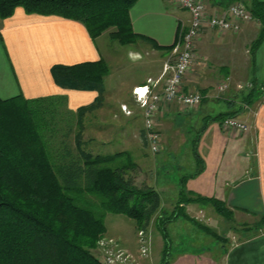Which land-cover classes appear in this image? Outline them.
<instances>
[{
	"label": "crops",
	"instance_id": "1",
	"mask_svg": "<svg viewBox=\"0 0 264 264\" xmlns=\"http://www.w3.org/2000/svg\"><path fill=\"white\" fill-rule=\"evenodd\" d=\"M229 1L206 0L210 9L224 7ZM251 1L246 0L248 5ZM129 17L133 31L148 37L146 42L151 44L150 50L158 54L160 61L165 54L171 56V53L157 49L154 45H172L176 35L190 21L189 14L172 0H136L129 9ZM255 25L256 22L247 24L237 34H221L205 29L196 40L194 64L185 75L181 90L199 91L202 94L200 105L194 109L196 113L202 111L201 119L213 117L201 110L206 102L204 98L208 96L224 97L228 102L238 103L235 97L240 92L236 85L244 80L250 82L252 66H255V77L258 76L264 83V38L254 51L252 60L250 50L246 48L247 38L240 35L246 29L255 28ZM107 34L106 31L92 38L80 21L57 15L27 13L23 7H16L11 16L0 18V98L19 94L26 99L64 96L66 107L72 112L96 103V90H76L57 85L51 67L100 59L109 62L111 55L102 47ZM99 40L102 42L100 46L97 43ZM166 62L164 60L161 63L154 75L132 80L128 86L129 92L133 87L142 85L148 77L157 78ZM113 76L110 68L103 82L102 100L91 111L111 116L112 121L118 124L122 138L118 145L120 150L113 153L126 152L130 155L129 147L133 146V150H136L145 144L142 111L130 107L117 92H112L108 81L113 80ZM223 82H229V88L219 92L217 86ZM121 105H126L133 113L126 115ZM194 110L186 112L176 101L161 104L157 123L162 136V149L156 153V164L169 162L174 154L180 153L178 141L183 139V143L187 142L180 116H190ZM234 117L246 124V131L224 130L218 120L207 122L197 146L204 170L195 177L186 175L181 186L188 183L191 193L221 199L234 214L245 220V216L252 218L264 214V95L245 106ZM109 129L98 125L90 129L95 130L91 137L103 139L104 145L110 144L111 141L106 139ZM175 188L179 189L178 186ZM197 204L202 203L186 204V213L190 208L199 210ZM204 205L212 208L209 204ZM229 231L225 235V243L218 245L220 258H213L209 252L184 253L174 259L168 258L167 264H264V228L251 235L244 230L239 232L232 228ZM243 233L246 236L243 237ZM238 237L242 238L238 240Z\"/></svg>",
	"mask_w": 264,
	"mask_h": 264
},
{
	"label": "trees",
	"instance_id": "2",
	"mask_svg": "<svg viewBox=\"0 0 264 264\" xmlns=\"http://www.w3.org/2000/svg\"><path fill=\"white\" fill-rule=\"evenodd\" d=\"M135 1L0 0V18L11 16L15 8L21 6L27 13L80 21L92 38L107 31L111 38L127 45L137 39L149 40L132 29L129 9ZM248 7L260 23L258 36L250 47L253 60L254 51L264 38V2L252 0ZM180 33L172 45L154 46L172 51ZM51 74L57 85L96 90L98 98L96 103L76 112L67 109L69 114L76 116L79 130L75 133L74 145L68 144V134H63L57 149L48 146L42 131L51 125L49 129L54 132L55 100L64 101L66 105L64 96L26 99L19 94L0 98V264H102L94 251L106 233L103 218L77 205L70 194L73 190L84 189L101 196L105 211L126 216L133 220L137 229L144 231L161 207L159 193L154 187L146 184L140 187L134 183L131 172L137 165L128 153L100 155L86 149L89 139L82 138L83 116L102 100L108 64L103 59L72 65L55 64ZM260 87H264V83L251 85L250 91L241 96L239 109L207 117L205 121L218 120L220 123L226 117H234L264 95ZM179 195L173 209L161 211L156 221L164 238L165 255L170 246L166 224L180 217L192 220L185 212L186 204H209L226 221H231L233 215L216 197L194 193L185 196L183 189ZM194 223L216 241H226L225 236L211 231L208 226ZM253 226L246 230L255 234L264 228V214ZM161 264H167L165 257Z\"/></svg>",
	"mask_w": 264,
	"mask_h": 264
},
{
	"label": "rangeland",
	"instance_id": "3",
	"mask_svg": "<svg viewBox=\"0 0 264 264\" xmlns=\"http://www.w3.org/2000/svg\"><path fill=\"white\" fill-rule=\"evenodd\" d=\"M258 24L256 22L255 28L246 29L240 34L245 35L247 38L246 48L248 51L250 50L252 42L255 41L258 36V29L260 28ZM97 43L99 46L102 44L101 40ZM104 43L105 44L102 47H105L111 55V58L108 59L109 62L104 61L108 64L109 72L111 68L114 75L113 77H115L113 80L111 79L108 81L112 92H117L120 99L124 100L130 107L141 110L135 104L132 91L131 93L129 92V83L135 79H145L148 75H154L157 73V69L161 67V63L164 60L169 63L172 62V55L166 56L165 54L162 58L163 60L160 61L159 56H157L158 54L150 50L151 44L140 39H137L132 44L123 45L107 34L104 38ZM242 44L243 43L240 45ZM169 52L171 53V51ZM226 58L227 57H224V59ZM255 74V66H252L250 82L249 80H244L243 83L238 84L242 87L245 85L244 88H238L239 86L236 85L240 92L238 96L235 97L238 103H231V101L228 102L224 97L208 96L204 98L206 102L201 110L215 117L227 110L239 109L241 104V99L239 98L242 94H247L253 83L259 85L263 83L258 76L257 78L255 77ZM256 79H258V82ZM240 81L242 82L241 78ZM228 88L229 82L227 83L226 90H228ZM55 102L56 114L54 113L55 116L53 118V128H55V130L54 132H51L49 129L51 128V125H49L47 129H43L42 131L44 132L46 139H48V146L53 149L60 147L59 142L62 140L63 134H68V144L74 145L73 139L75 133L79 130L76 125V116L68 113L64 101L55 100ZM201 112L202 111L196 113V110H194L193 114L190 116H180L183 131L187 136V142L183 143V139L178 141V147L181 146L180 153L178 155L174 154L169 162L156 164L154 161L158 155L156 156V154H153L144 143L136 150H133V146L128 148L131 160L137 163L138 166L131 172L134 183L140 187L145 184L154 187L159 193L161 199L160 210L152 216L150 224L145 231L149 243V259H151L150 262L148 260L149 264H161L164 257L168 261V258L172 257L174 259L175 257L177 258V255H183L184 253L199 254L209 252L213 254V258H220L219 254H221V251L218 245H220V243H225V241H216L211 234L201 230L198 225L194 223L195 221L206 226L208 225L211 231L225 236L227 231L230 232L229 230L232 228L237 229L239 232L244 230V232L246 231L251 235L253 232L246 229L248 226L254 227L253 225L259 219V217L250 218L249 216H245V220H242L240 216H237L232 211L233 215L231 221H226L218 217L212 208H206L208 206H205L204 204H197L196 206L200 207L199 210L191 208L188 210V215L192 220L180 217L177 220L166 224V232L170 246L167 254H164L165 242L162 233L156 226V221L158 220L157 217L160 215L161 211L169 212L173 209L179 192L182 189L184 190L185 196L190 195L191 192L188 191L189 184L184 183L181 186V181L186 179V175L191 174L195 177L204 170V163L199 159L201 157L197 149L198 141L208 124L207 122L215 120L208 119V121H205L201 119ZM101 115L102 114L99 111L92 112L89 110L85 112L83 116V128L81 130L82 138L84 140L89 139V142H86V149L88 147L92 153H98L100 155L119 151L120 147L118 145L122 138L120 137L121 133L118 129V124L112 121L109 114H106L105 116L102 115V117ZM98 125L111 128L107 130L106 137L107 140L111 141L110 144L104 145L102 144L103 139L96 140L91 137L95 130L90 131V129H93ZM151 175L153 176L151 177ZM177 186L179 188L178 190L175 188ZM177 191L178 194L176 193ZM70 194L74 197L77 205L90 209L96 216H102L106 226V233L103 237L107 240L112 239L118 246L136 253L139 244L138 231L140 229L136 228L133 220L124 215L105 211L101 206V196L94 193L79 189L71 191ZM184 209L186 210V206ZM244 236H246L245 233H243V237ZM241 238L242 237H238L237 239L240 240ZM97 248L98 245H96L94 252H97ZM95 255H97V253H95Z\"/></svg>",
	"mask_w": 264,
	"mask_h": 264
},
{
	"label": "built area",
	"instance_id": "4",
	"mask_svg": "<svg viewBox=\"0 0 264 264\" xmlns=\"http://www.w3.org/2000/svg\"><path fill=\"white\" fill-rule=\"evenodd\" d=\"M178 7L190 14V21L184 28L172 51V62L163 64L157 78L148 77L142 85L133 87L132 95L137 107L142 111L144 139L153 154L162 149V136L158 127V113L164 102L176 101L186 112L196 109L201 101L199 91L184 92L182 81L194 64L196 40L205 29L221 33H239L252 22L259 21L252 15L246 0H231L224 7L210 9L206 0H172ZM238 88H244L238 85ZM250 86V85H249ZM227 83L218 85L219 92L226 91ZM264 91V87H261ZM139 90V91H138ZM146 90V91H144ZM126 115L133 112L121 105ZM224 130L246 131L247 126L236 117H226L220 122ZM144 230L138 231L139 244L136 253L118 246L112 239L101 238L97 243L96 257L102 264H149L148 240Z\"/></svg>",
	"mask_w": 264,
	"mask_h": 264
},
{
	"label": "snow or ice",
	"instance_id": "5",
	"mask_svg": "<svg viewBox=\"0 0 264 264\" xmlns=\"http://www.w3.org/2000/svg\"><path fill=\"white\" fill-rule=\"evenodd\" d=\"M139 91V90H138ZM144 91H146V90H144Z\"/></svg>",
	"mask_w": 264,
	"mask_h": 264
}]
</instances>
